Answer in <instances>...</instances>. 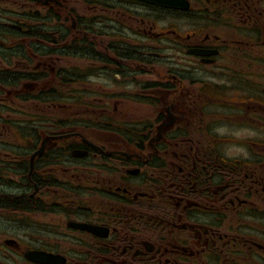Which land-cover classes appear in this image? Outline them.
Instances as JSON below:
<instances>
[{"label":"flooded vegetation","instance_id":"1","mask_svg":"<svg viewBox=\"0 0 264 264\" xmlns=\"http://www.w3.org/2000/svg\"><path fill=\"white\" fill-rule=\"evenodd\" d=\"M263 66L264 0H0V259L264 264Z\"/></svg>","mask_w":264,"mask_h":264},{"label":"rangeland","instance_id":"2","mask_svg":"<svg viewBox=\"0 0 264 264\" xmlns=\"http://www.w3.org/2000/svg\"><path fill=\"white\" fill-rule=\"evenodd\" d=\"M250 68H251V70H253L254 65H252ZM212 83L215 86H221V88H222V84L224 83V81L223 80L220 81V79H219L218 81L212 82ZM202 99L204 100V98H202ZM124 101H126V100H124ZM121 109L123 110V112H122V114H119V116H122L124 120L127 119V120L134 121L137 118L140 119L144 115V112L140 111V110L144 111V107L139 106L140 110H138L135 106H132L131 104L126 103V102L119 103V111L120 112H121ZM220 113L222 115L223 112L220 111ZM10 115H11L10 117L13 116L12 112H10ZM115 116H116V114H115ZM262 119H264V114H262ZM259 124L264 127V120H261ZM218 126L221 128L222 131L228 130L229 131V137L233 138V139H237V140H245L247 138H241V137L247 136L248 134L253 135V133H254L253 130L250 131L247 129H242V128H238V127H234V126H230L228 129H226L223 126V124H218ZM255 130H257V129H255ZM259 134L262 136L264 134V131H260ZM250 137L252 138V136H250ZM240 145H242V144H240ZM243 146H244L243 151L235 148V149H230L231 150L230 153L241 154V156L246 155L247 149H246L245 145H243ZM262 151H264V149H262ZM0 261H1V264H22L16 258H4V259H0Z\"/></svg>","mask_w":264,"mask_h":264},{"label":"water","instance_id":"3","mask_svg":"<svg viewBox=\"0 0 264 264\" xmlns=\"http://www.w3.org/2000/svg\"><path fill=\"white\" fill-rule=\"evenodd\" d=\"M47 257H49V256H47Z\"/></svg>","mask_w":264,"mask_h":264}]
</instances>
